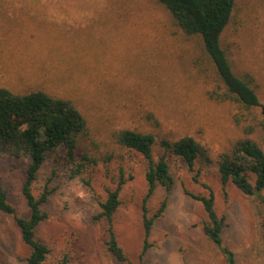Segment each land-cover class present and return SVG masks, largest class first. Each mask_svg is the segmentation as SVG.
Wrapping results in <instances>:
<instances>
[{
  "label": "rangeland",
  "instance_id": "obj_1",
  "mask_svg": "<svg viewBox=\"0 0 264 264\" xmlns=\"http://www.w3.org/2000/svg\"><path fill=\"white\" fill-rule=\"evenodd\" d=\"M221 45L233 71L251 81L264 103V0H235ZM218 85L199 38L175 25L158 0H0V86L40 87L72 99L104 141L118 128L154 130L153 113L164 130L206 148L191 166L154 149L155 160L165 156L173 183L170 190L157 183L146 200L150 215L165 197L167 204L143 254L146 158L114 143L109 154H94V163L47 158L32 184L37 197L50 190L42 204L47 217L36 229L49 249L45 264L64 258L66 264H229L204 235L207 215L190 195L210 191L224 217L222 247L233 253L232 264H264V188L245 194L223 183L218 171L221 154L238 137L254 138L264 149L260 109L225 100L213 93ZM28 164L27 157L0 151V187L23 217ZM120 179L113 227L127 261L108 251L107 220L95 217ZM28 253L11 215L0 212V264H26Z\"/></svg>",
  "mask_w": 264,
  "mask_h": 264
},
{
  "label": "trees",
  "instance_id": "obj_2",
  "mask_svg": "<svg viewBox=\"0 0 264 264\" xmlns=\"http://www.w3.org/2000/svg\"><path fill=\"white\" fill-rule=\"evenodd\" d=\"M171 14L172 19L187 35L199 38L203 55L213 66L220 85L213 93L225 100L239 103L250 110L260 109L259 126L264 130V103H261L251 81L238 76L232 69L225 49L221 45V34L231 19L235 0H158ZM155 129L141 131L131 128L114 129L109 140L96 138L89 120L68 97L52 94L37 87L24 91H14L0 86V151L14 157L24 156L29 160L22 194L29 210L27 217L20 216L8 201V193L0 187V212L11 215L20 232L22 241L29 247L26 264H45L48 247L37 237L38 225L47 217L42 209L50 190L45 187L40 196L32 191V184L47 158L62 155L70 162H96L94 154H109L108 148L114 143L119 148H127L142 154L148 164L146 178L147 193L143 198L142 225L144 229L143 254L150 246L149 236L153 223L164 212L165 197L153 214L148 213L146 200L153 194L157 183L170 190L172 176L164 155L157 160L153 157L155 148L164 153L179 156L189 166L198 156L206 154V148L190 135L176 136L171 130H164L153 113ZM104 146L106 149H102ZM61 152V153H59ZM109 156V155H108ZM218 171L223 183L231 181L245 194L259 193L264 188V149L254 138L247 135L230 142L219 160ZM125 183L120 179L113 189H108L106 198L100 202L96 218H104L108 223V251L119 261H127L123 248L119 245L113 227V217L118 209L120 190ZM190 195L200 201L207 219L202 224L204 235L221 247L229 264L233 253L222 247L221 231L224 217L214 207V195ZM64 258L59 263L66 264Z\"/></svg>",
  "mask_w": 264,
  "mask_h": 264
}]
</instances>
